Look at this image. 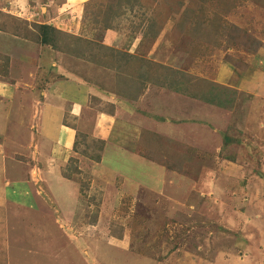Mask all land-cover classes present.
<instances>
[{
  "label": "rangeland",
  "instance_id": "1",
  "mask_svg": "<svg viewBox=\"0 0 264 264\" xmlns=\"http://www.w3.org/2000/svg\"><path fill=\"white\" fill-rule=\"evenodd\" d=\"M48 6L0 0L1 80L22 75L39 92L53 79L32 62ZM55 8L52 26L75 15L94 43L80 46L84 55L74 53L76 39L59 42L74 69L115 96L137 99L153 82L168 97L149 102L168 107L160 116L170 125L154 130L143 119L129 134V125L105 116L122 110L120 97H92L82 118L74 103L65 105L69 117L46 113L64 103L48 97L41 112L42 102L36 128H16L24 148L0 146L4 161L22 163L25 180L42 194L27 181L31 191L19 198L25 207L10 214L12 264H264V0H89ZM107 28L123 38L122 49L101 47ZM73 94L71 101L82 99ZM213 95L225 107L203 100ZM61 117L78 123L73 133L57 131ZM49 135L50 146L42 143ZM225 136L240 141L225 147Z\"/></svg>",
  "mask_w": 264,
  "mask_h": 264
},
{
  "label": "crops",
  "instance_id": "2",
  "mask_svg": "<svg viewBox=\"0 0 264 264\" xmlns=\"http://www.w3.org/2000/svg\"><path fill=\"white\" fill-rule=\"evenodd\" d=\"M53 1L57 2V4L55 3L53 5V3H54ZM86 1H89V0H49V6L46 7V12L43 15L45 17V21H48V23L53 24V25L56 23L54 20L58 16L54 12V10H57L55 8V5L64 4V5L68 6L69 2H71V3H75V4H80V6H82L83 2H86ZM50 3H52V6H50ZM72 14L73 13H71V15ZM77 18L78 17L74 15L73 19H71V21H67L66 26H62V25L54 26L56 29L61 31L59 37L64 36L65 35L64 33H67V34H73V35L80 34V35H83L84 38H88V36H87L88 34H86V32H84L86 26H81L84 23L82 21H81L82 23H80V19H77ZM94 30L97 31L96 29H94ZM102 35L103 36H102V40H101L102 41L101 45H104V46H107L108 48H111V47H116L114 45L118 43V46L121 45L120 49H122L123 38L120 36V34L117 32L116 29L107 28L102 33ZM89 39H91V38L89 37ZM92 40H93V38H92ZM137 40H138V38L136 40H134L132 45L134 43L137 44ZM30 42H32V41H30ZM34 43L37 44L36 42H34ZM39 44H40L39 45L40 48L36 49L38 52L37 51L34 52V57H39V58L34 59L32 62H33V64H38L39 66L43 64L45 70L47 69V71L49 72V76H51V78H53L50 81H47L46 87H45L46 89L45 88L39 89V92L36 91L37 90L36 89L37 82L34 83L33 85L30 83L32 86L31 85L28 86L26 83L28 81L25 82V80L21 77L22 75H19V77H17L13 82H5L4 80H1V78H0V99L2 101V103L0 104V111H2V112H0V133H1L0 137H3L2 136L3 134L8 135V136L5 135L6 137H3L8 142L5 141V143H0V146L2 148H4V150L7 153L12 152L14 149H15V151L16 150L21 151L24 148L21 144V143H23L22 139H21V135L17 134L16 128L20 129V127H22V124H25V123L28 124L29 126H31V131L34 128H36V125L33 124V122H35V120L33 121V119H35V118L37 119V117L40 116L36 112V109L43 102L42 106H41L42 107L41 112L42 111L46 112L47 108H48L47 104L51 100L50 99L51 97H52V100L54 98L57 101L56 103H60V105L62 103H64V107H65V105H67L68 102L76 104L77 106H75L74 109H78L82 113V115L79 116L81 118L83 115L86 116L85 113L87 110H89V109H87V106L89 104V100L92 99V97H94V96L101 97L102 96V99L104 97H107V99L112 97V98H115L117 103L119 102L118 101L119 99H117V98L120 97V100L124 101V102L122 101V110H117L116 115H105V116H108V120L109 119L110 120L115 119L117 122L123 123L125 125V127H127L129 125V127L132 128V132H131V129H129V134H131V135H132V133L137 132V130L140 127V123L138 121L143 120V119H144L143 126H145L147 128L149 127L151 129L153 128L154 130H159L161 125H165V126L170 125L169 119L171 117L166 116V118H163L160 116L161 114L168 113L166 111L168 109V107L166 106V110H165L159 104H156L154 106L153 104H151L149 102V99L152 98L153 96H156L155 101H157L158 99H160L161 101H162V99L167 101L168 92L167 91L165 92V90L163 88H159V86H157V85L153 86V83L152 84L149 83L146 85L143 84L142 88L140 90V94L138 95L137 99H135V97L130 98L131 96L126 97L125 95L118 94V93L116 94L117 96L112 95L115 93L111 94V92L108 93V91L107 92L104 91L101 88V86L97 80H94V79L89 80V79L83 77L80 73L83 70L78 71V69H77V71H76L73 67L76 62L70 63L69 61H67L68 58L66 56H64L65 57L64 58L62 56L63 55L62 52L55 50L50 45L46 46V45L41 44V43H39ZM32 46H34V45H32ZM118 52H120V51H118ZM84 55H85V52H84ZM75 56H77V54H75ZM80 57H82V56H80ZM80 57H71V59H73V60L76 59L78 63L82 62L84 60H87L85 56H83V57H85L84 59H82ZM118 57H119V55H118ZM95 60H97V62L98 61L101 62L104 59L102 60L101 58H96ZM62 62H64L63 66L60 65V63H62ZM40 67L43 68L42 66H40ZM111 73H112V71H111ZM113 73H115V70ZM256 74L257 73H254V76ZM53 75H54V77H52ZM30 79L31 78H29V80ZM254 81H256V79ZM24 85H25V87H24ZM23 88L24 89L27 88L28 92L31 90L29 92L30 96L26 93V91ZM21 89L24 90L22 93H20ZM34 91H36V92H34ZM75 92L77 93V95L80 98H82L78 102L77 101H74V102L71 101L72 98H75V97H73L74 96L73 93H75ZM25 94H27V96H25ZM39 94H40V96L43 95V97H41V98L38 97ZM48 97H50V98H48ZM43 104L45 105V109L43 108ZM79 104L82 105V108H79ZM64 107L62 104L60 109L55 111L54 109L52 110V108H51V109H48V111L46 113L60 112L61 115H63V116L65 113L67 115H69V117L75 116L73 114H70V110H68L67 107H65V108ZM7 109H9V110L14 109L15 110V111L13 110L14 112L12 115V116H15L14 117L15 119L12 118L13 120L11 121V123L9 122L10 121V119H9L10 115H9V113H8L9 111H7ZM46 113H42V116L40 119H42L43 116L45 117ZM171 113L176 115L177 112H171ZM50 118H52V120H53V116ZM120 118H122V120ZM178 119H180V117L179 118L177 117V120ZM58 121H59V123H56L55 119H54L53 122H55L58 127L60 126V130H57L55 128L56 125H52V130L56 129L57 131L60 132V131H62L61 128H64L65 130H70V133H71V131L73 133V131L76 130V125L78 124V123H76V125H75V124L67 121L66 117L58 118ZM149 123H151V124H149ZM46 125H45V127H46ZM33 126H35V127H33ZM98 126H100V125L98 124ZM109 127H113V124H112V126H109V124H108L106 129H105V127L102 129L103 130L105 129V131H108ZM46 131L48 133H50V131H48V130H46ZM126 133H128V132H126ZM126 133H120V135H123ZM44 136H46V135H44ZM42 138L44 140L42 143H44V144L47 143V145L50 144V142H51L50 135H49V137L47 136V137H42ZM52 139H53V137H52ZM16 144L20 145V147H18V148L13 147L12 149L9 147L11 145H16ZM63 149H64V147L62 146V150ZM124 151L125 150H123V152ZM125 152H127V151H125ZM5 156L0 155V264H12L11 260L9 259V256H11L10 255L11 251L9 250L10 249V243H11L10 214L12 211H13L12 214H18V215L21 214V212L19 211V208L25 207L26 204H24L23 200L19 199V198L24 196V193L26 191H31V189L29 188V183L27 181H29L33 184H34V182L32 181V179L31 180L30 179L25 180L24 166L22 165V163H17L16 161H13L12 158H10L11 161H8L9 158L5 159V161H4ZM28 166L30 167V164H28ZM32 168H34V167H30L29 173H31ZM14 169H15V173H12V170H14ZM9 173H11V175H9ZM9 176H12V178L10 179ZM30 176H31V174H30ZM34 185H35L34 193H35V195H39V193H38L39 189L36 187L37 186L36 184H34ZM41 186L42 185H40V187ZM31 194H32V192H31ZM41 195H39V196H41ZM11 206H15V207H11ZM15 210H16V212H14Z\"/></svg>",
  "mask_w": 264,
  "mask_h": 264
},
{
  "label": "trees",
  "instance_id": "3",
  "mask_svg": "<svg viewBox=\"0 0 264 264\" xmlns=\"http://www.w3.org/2000/svg\"><path fill=\"white\" fill-rule=\"evenodd\" d=\"M111 1H113V0H111ZM37 26L39 28V30H38L39 31V40H40L39 43L44 44L46 46L50 45L55 50H58V51L61 50L59 42L62 43V40H67V39H70V38H74V39L77 40L76 44H78L79 47L76 48V50L74 49L73 51H74V53H78V54H84V52L82 53L81 51H79L80 50L79 49L80 46H82V47L85 46L86 49H87L88 45L93 43L90 39L86 40V38H81L80 36H74L72 34H67V33H64L65 34L64 36L59 37L61 31L56 29L54 26H52L50 24H47V23H39V24H37ZM95 46H97V44H95ZM98 46H99V44H98ZM101 47L108 48L107 46H104V45H101ZM86 49L84 51H86ZM154 83H156V81ZM251 95H252L251 98H253L255 94L254 95L251 94ZM203 100L207 101V102H209L211 104H216L218 106L225 107L224 102L223 103L221 102L220 95H215V96L213 95L212 97L204 98ZM242 121H243V119H242ZM244 123L247 124V119H246V121H244ZM234 141H240V139H234L232 137L225 136V138H224V146L225 147H229V145L232 144Z\"/></svg>",
  "mask_w": 264,
  "mask_h": 264
},
{
  "label": "clouds",
  "instance_id": "4",
  "mask_svg": "<svg viewBox=\"0 0 264 264\" xmlns=\"http://www.w3.org/2000/svg\"><path fill=\"white\" fill-rule=\"evenodd\" d=\"M44 23L50 24L48 23V21H45ZM50 25H53V24H50ZM31 175H33V180H34V175H35L34 168H32Z\"/></svg>",
  "mask_w": 264,
  "mask_h": 264
}]
</instances>
